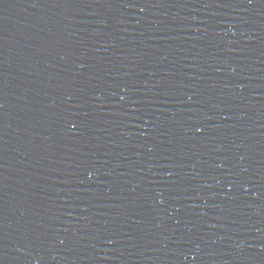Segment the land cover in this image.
<instances>
[{
    "label": "water",
    "instance_id": "95a60500",
    "mask_svg": "<svg viewBox=\"0 0 264 264\" xmlns=\"http://www.w3.org/2000/svg\"><path fill=\"white\" fill-rule=\"evenodd\" d=\"M0 264H264V0H0Z\"/></svg>",
    "mask_w": 264,
    "mask_h": 264
}]
</instances>
